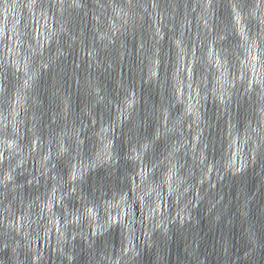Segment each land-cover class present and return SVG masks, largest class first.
<instances>
[{
    "label": "clouds",
    "instance_id": "9594fccd",
    "mask_svg": "<svg viewBox=\"0 0 264 264\" xmlns=\"http://www.w3.org/2000/svg\"><path fill=\"white\" fill-rule=\"evenodd\" d=\"M0 264H264V0H0Z\"/></svg>",
    "mask_w": 264,
    "mask_h": 264
}]
</instances>
